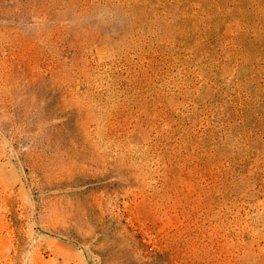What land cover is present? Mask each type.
Returning a JSON list of instances; mask_svg holds the SVG:
<instances>
[{"label":"rangeland","instance_id":"obj_1","mask_svg":"<svg viewBox=\"0 0 264 264\" xmlns=\"http://www.w3.org/2000/svg\"><path fill=\"white\" fill-rule=\"evenodd\" d=\"M0 264H264V0H0Z\"/></svg>","mask_w":264,"mask_h":264},{"label":"crops","instance_id":"obj_2","mask_svg":"<svg viewBox=\"0 0 264 264\" xmlns=\"http://www.w3.org/2000/svg\"><path fill=\"white\" fill-rule=\"evenodd\" d=\"M51 250L57 252L58 255H62L73 261H80V254L75 250L72 245L65 243H55ZM57 258V257H56Z\"/></svg>","mask_w":264,"mask_h":264}]
</instances>
